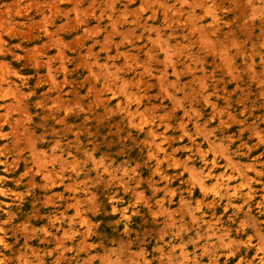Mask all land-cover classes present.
Masks as SVG:
<instances>
[{
  "label": "rangeland",
  "instance_id": "1",
  "mask_svg": "<svg viewBox=\"0 0 264 264\" xmlns=\"http://www.w3.org/2000/svg\"><path fill=\"white\" fill-rule=\"evenodd\" d=\"M211 1L0 0V264H264V0Z\"/></svg>",
  "mask_w": 264,
  "mask_h": 264
},
{
  "label": "bare ground",
  "instance_id": "2",
  "mask_svg": "<svg viewBox=\"0 0 264 264\" xmlns=\"http://www.w3.org/2000/svg\"><path fill=\"white\" fill-rule=\"evenodd\" d=\"M179 1V0H178ZM183 1V0H182ZM209 0H192V2H194V3H196V4H198V6H200V8H202L203 10H204V8H206L207 7V5H208V2ZM189 2V1H188ZM212 3H211V7H213V10L211 9V11H214L213 13H214V15L211 17V19H212V21H211V19H210V21H211V23H210V25L213 27V28H217V31H219L220 32V30H221V28L219 27V20L221 19L219 16H218V12H219V10L222 8V1H220L219 3H217L215 0H212L211 1ZM163 3V2H162ZM181 3V2H180ZM183 4V3H182ZM181 4V5H182ZM188 4V3H187ZM191 4V3H190ZM189 4V5H190ZM178 5H180V4H178ZM164 6V5H163ZM162 6V7H163ZM167 7V6H166ZM165 8V7H164ZM168 8V7H167ZM167 8H165V10L164 11H166L167 10ZM174 8H176V7H174ZM179 8V7H178ZM192 9V8H191ZM190 9V10H191ZM163 10V9H162ZM177 9H175V11H176ZM209 10H210V7H209ZM222 10V9H221ZM174 11V12H175ZM206 11V10H205ZM165 13V12H164ZM203 13V12H202ZM212 13V12H211ZM171 14H174V13H171ZM203 14H205V13H203ZM165 15V14H164ZM179 15V14H178ZM177 15V16H178ZM187 18V17H186ZM189 18V17H188ZM191 18V17H190ZM210 18V17H209ZM172 20V19H171ZM186 20H188V19H186ZM189 21V20H188ZM188 21H186V23H188ZM176 22H178V21H176ZM182 23V22H181ZM209 23H207V25H208ZM189 26V25H188ZM190 29H191V27H190ZM195 29V28H194ZM193 32V31H192ZM191 32V33H192ZM212 32V31H211ZM226 32V31H225ZM214 35V34H213ZM223 35V34H222ZM224 36V35H223ZM65 57H66V55H65ZM62 65V64H61ZM64 66H65V64H64ZM64 66H63V70H64ZM68 69V68H67ZM61 87H59V89H60ZM58 89V88H57ZM62 94L61 93H58L57 94V96H56V100L57 99H60L61 101H62V96H61ZM61 103V102H60ZM59 103V104H60ZM61 105V104H60ZM137 106H138V104H136ZM128 107V106H127ZM128 110V109H127ZM127 112V111H126ZM130 114H131V111H130ZM130 116V115H129ZM131 118V117H130ZM143 123H144V121H143ZM155 123V119H152L151 120V122L149 123V124H151V127L153 128V124ZM72 124V123H71ZM144 124H146V123H144ZM143 124V125H144ZM167 124H168V122H167ZM139 125V124H138ZM140 128V127H139ZM152 128L149 130V131H151L152 132ZM148 133V132H147ZM152 134V133H151ZM158 134V133H157ZM164 134V133H163ZM163 137V135H161V138ZM230 138V137H229ZM232 138V137H231ZM159 144H161V143H159ZM161 147V146H160ZM157 148V147H156ZM155 148V149H156ZM198 148V147H197ZM175 150V149H174ZM158 151V150H157ZM155 153V152H154ZM162 155H164L165 156V158L167 159V160H169V155L170 154H168L167 153V151H166V149H162ZM174 153V152H173ZM173 156V155H172ZM205 159V158H204ZM2 164V163H1ZM255 168V167H254ZM5 169V168H4ZM212 169L213 168H211V167H209L208 166V164H207V162H205V166L202 168V170H201V174H203V176L205 177V178H214V182L210 185V186H208L209 187V189H210V191L211 192H213L214 194L215 193H217L219 190H226V191H228V183H225V187H222L223 186V182H219V178L217 177V176H213V172H212ZM26 171V170H25ZM257 171V170H256ZM200 172V171H199ZM258 172V171H257ZM166 174V173H165ZM167 177H168V175H167ZM164 178V177H163ZM167 179V178H166ZM167 181V180H166ZM226 182V181H225ZM231 185V184H230ZM206 187V186H205ZM207 187V188H208ZM250 187V186H249ZM206 188V190H208ZM237 189H238V187H237ZM237 189L235 190L234 189V194L236 195L237 194ZM203 190V189H202ZM248 191H249V189H248ZM207 192V191H206ZM0 193H2V195H3V193H4V190L0 187ZM5 193H6V191H5ZM205 193V192H204ZM239 193V192H238ZM249 193H251V192H249ZM218 194V193H217ZM228 194V193H227ZM4 196H6V195H4ZM234 197V196H233ZM250 197V194H246V195H244V197H242L243 198V202H242V205L243 204H245L246 206H248V204H249V201H248V198ZM253 197V196H252ZM113 199H114V196L113 195H107L106 196V200H107V203H108V205L110 206V209H111V211L112 212H114V211H116L117 210V207H116V205L114 204V202H113ZM226 199H227V202H225L226 203V206H228V205H231L233 202L231 201V197H230V195H228L227 197H226ZM199 201V200H198ZM1 202V201H0ZM240 202V201H239ZM1 203H3V202H1ZM197 203V202H196ZM212 203V202H211ZM210 203V204H211ZM224 203V202H223ZM224 203V204H225ZM258 203V208L260 207L259 206V202H257ZM260 203H261V201H260ZM255 204V203H254ZM7 205V204H6ZM197 205V204H196ZM241 205V204H240ZM0 206H1V204H0ZM211 206V205H210ZM213 206V205H212ZM209 207V206H208ZM231 207V206H230ZM249 207V206H248ZM199 208V207H198ZM250 208V207H249ZM200 209V208H199ZM236 209L237 210H241V206H239V205H236ZM2 210V209H1ZM198 210V209H197ZM244 210V209H243ZM259 210H261V209H259ZM235 211V210H234ZM259 212H261V211H259ZM202 213V212H201ZM200 213V214H201ZM236 213V212H235ZM206 214V213H205ZM205 214H203V215H205ZM213 214V213H212ZM123 217V216H122ZM129 217V216H128ZM126 218V217H125ZM127 219V218H126ZM124 230L125 231H129V225H128V222H127V220L125 221V223H124ZM127 234V233H126ZM2 237V236H1ZM241 259H242V257H240ZM262 262V261H261Z\"/></svg>",
  "mask_w": 264,
  "mask_h": 264
}]
</instances>
